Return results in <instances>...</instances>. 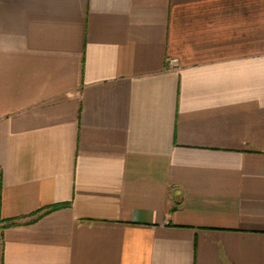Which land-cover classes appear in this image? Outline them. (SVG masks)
I'll return each instance as SVG.
<instances>
[{
	"label": "crops",
	"instance_id": "obj_1",
	"mask_svg": "<svg viewBox=\"0 0 264 264\" xmlns=\"http://www.w3.org/2000/svg\"><path fill=\"white\" fill-rule=\"evenodd\" d=\"M0 264H264V0H0Z\"/></svg>",
	"mask_w": 264,
	"mask_h": 264
},
{
	"label": "trees",
	"instance_id": "obj_2",
	"mask_svg": "<svg viewBox=\"0 0 264 264\" xmlns=\"http://www.w3.org/2000/svg\"><path fill=\"white\" fill-rule=\"evenodd\" d=\"M61 206H63V204H55V205H52V206H49V207L43 208V209H41V210H39V211H37V212H34L33 215H35V216H36L35 218H37V217H39L40 215H42V214H44V213H46V212H49V211H51V210H53V209L59 208V207H61ZM13 221H14V220H7L6 222H7V223H10V224H14Z\"/></svg>",
	"mask_w": 264,
	"mask_h": 264
}]
</instances>
